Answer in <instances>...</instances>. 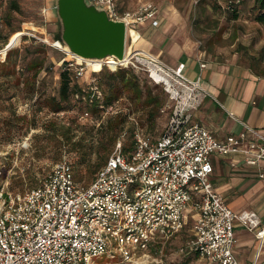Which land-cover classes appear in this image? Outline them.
<instances>
[{
  "label": "built area",
  "instance_id": "1",
  "mask_svg": "<svg viewBox=\"0 0 264 264\" xmlns=\"http://www.w3.org/2000/svg\"><path fill=\"white\" fill-rule=\"evenodd\" d=\"M89 1L110 19L124 22L127 39L132 41L134 33L140 37L144 24L160 26V10L153 3L123 11L118 0ZM209 1L222 2L234 11L246 0ZM17 34L18 41L11 39L1 53L20 48L26 37L55 48L32 31ZM58 51L65 55L63 49ZM65 63L75 70L76 78L85 75L83 63L64 59ZM116 67L147 73L168 94L171 118L163 134L155 138L137 132L127 149L120 138L89 185L78 184L71 163L62 160L38 187L14 195L3 182L0 165V264H94L104 255L119 256L120 261L112 264H147L162 258L165 246L186 232L190 218L194 221L190 238L180 253L213 264H240L234 254L235 228L243 227L262 242L264 228L260 229L256 213L237 214L214 192L211 157L245 154L246 165L260 166L264 142L257 140L264 138L246 125L244 133L225 141L200 124L186 127L188 111L197 109L200 95L208 93L198 84L187 83L181 75L184 65L171 71L151 56L136 54ZM89 95L90 101L103 100L98 87H92ZM89 117L88 112L81 116ZM259 176L264 179V173Z\"/></svg>",
  "mask_w": 264,
  "mask_h": 264
},
{
  "label": "rangeland",
  "instance_id": "2",
  "mask_svg": "<svg viewBox=\"0 0 264 264\" xmlns=\"http://www.w3.org/2000/svg\"><path fill=\"white\" fill-rule=\"evenodd\" d=\"M118 2L123 11H135L146 2L153 3L159 8L164 17V24L162 29L154 32L151 50L170 62L181 54H192L190 51L186 52V43L198 49H207L208 54H212L213 57L218 55L229 59L233 53H229L228 47L233 43L234 32L238 34L240 44L248 45L253 41V45H258L264 40V36L260 37L258 34V30L259 33L260 30L264 31V23L258 20L261 0H246L234 11L209 0H118ZM19 29L32 31L37 36L48 39L54 43L56 49L38 41L42 45L29 44L22 52L13 51L7 64L2 65L0 62V165L3 170V182L10 193L22 195L38 187L53 166L62 160L74 165L77 181L82 184L90 183L114 150V146L108 143L106 130L102 126L109 117L118 112L129 114L122 133L128 141L127 147L131 146L130 140L137 132L148 133L155 138L163 134L171 118V104L169 106V98L161 86L154 88L155 93L162 94V107L160 111L152 110L153 118H147L148 109H139L131 105L129 99L131 94L123 92L120 88L118 89L121 98L109 107L112 110L107 115L93 112V108L84 98L82 99V95H79V98L70 96L69 101L63 104L64 112L56 113L52 106L55 105L54 100L60 101L61 73L66 68L62 62L64 59L73 58V55L58 43L61 25L57 16L56 0H0V47L5 43L8 34ZM153 31L147 24L142 27L141 33L143 37L145 36V40L141 38V41H144L142 48L146 44V39L152 37ZM16 35L19 38V34L16 33L10 40ZM133 38L134 43L131 37L127 39V50H130L127 59L132 58V50L139 46L137 40L140 37L134 33ZM25 39L29 38H23L22 45ZM214 43L217 49L211 50ZM218 48L221 50L218 51ZM57 49H63L66 56ZM2 50L0 49V59L4 60L6 55L1 53ZM140 54L149 56L146 50H140ZM78 62L83 63L85 75L76 78L75 70H71V87L82 92L84 90L86 93H90L92 87H98L103 94L107 93L113 82L110 75L117 72L119 67L91 66L89 63ZM137 72L140 73L142 84H148L146 86L149 87L156 85L145 72ZM117 82L114 83L116 86ZM85 112L90 114L88 119L81 118ZM192 122L191 118L190 123ZM52 127L54 131L59 129L58 135L53 133ZM71 127L75 128L76 132L74 141L83 136L82 128L94 129L93 142L96 148L88 157V164H80V154L65 144V131ZM101 143H105L106 149H102ZM189 221L186 234L181 235L185 239L178 238L162 258L157 257L154 262L150 260L147 264H213L178 251L190 238L189 230L194 221L191 218ZM119 261V256L112 259L104 255L95 258L94 264H112Z\"/></svg>",
  "mask_w": 264,
  "mask_h": 264
},
{
  "label": "crops",
  "instance_id": "3",
  "mask_svg": "<svg viewBox=\"0 0 264 264\" xmlns=\"http://www.w3.org/2000/svg\"><path fill=\"white\" fill-rule=\"evenodd\" d=\"M214 2L224 7L222 2ZM259 12L258 20L264 23L263 10L261 9ZM158 20L160 21L158 28L146 23L154 31L152 37L146 39L144 48L141 47L144 45L141 38L144 39L145 36L143 37L140 30V38L137 40L139 46L136 44L137 47L132 50L131 56L140 54V50H146L149 56L161 62L171 71H177L180 65H184L181 75L187 83L198 84L207 91L208 95H200L202 101L200 106L188 111V122L185 126L200 124L219 141H225L228 136H239L244 133L246 125L264 138V40L258 45H253V41H250L248 45L240 44L238 34L234 32L232 34L233 43L228 47L229 53H233L230 54L229 59L218 55L213 57L212 54H208L207 49H198V47L186 43V52L190 51L192 54H181L176 60L170 62L164 60L161 54L153 53L151 50L154 32L162 29L164 24V17L161 13ZM260 31L259 33L258 30L259 36H264V31ZM21 32L19 29L8 34L6 43L9 42L12 35ZM29 44L42 45L35 40L25 39L20 48L16 47L9 51L22 52ZM215 45L216 43L210 49L216 50ZM219 50L221 48H218ZM7 53L4 60L0 59V62L6 60ZM203 65L206 67L202 68ZM170 104L172 106L169 100V106ZM191 118L193 119L192 123H190ZM248 137L254 138L252 134H248ZM257 142L263 143L264 141L257 140ZM245 159V154L227 157L213 155L211 161L214 173L211 176V183L214 192L222 197L233 212L237 214L256 213L260 221V229H263L264 179L260 178L259 173H264V161L260 163V166H249L245 164ZM235 236L234 254L240 264H264V241L262 242L254 233L241 226L235 228Z\"/></svg>",
  "mask_w": 264,
  "mask_h": 264
},
{
  "label": "trees",
  "instance_id": "4",
  "mask_svg": "<svg viewBox=\"0 0 264 264\" xmlns=\"http://www.w3.org/2000/svg\"><path fill=\"white\" fill-rule=\"evenodd\" d=\"M261 9L263 10L264 13V0H261ZM264 18V14L262 15ZM7 41H5V43L2 45V47H0V49H3L6 44ZM12 51H9L7 53V58L4 62H1L2 65L7 64V60L10 57ZM9 61V60H8ZM66 65L65 70L61 73V89H60V101H55V105H53V109L55 108V112L56 113H63V104L67 103L69 101L70 96H75L76 98H79V95H82V99L84 98L86 100V103L93 108V112L95 113H103L105 114L106 110L112 106L113 104H115L116 102L119 101V99L121 98V93L119 91L118 88L122 89L123 92H128L131 95H129V99L131 102V105H134L135 108H139V109H148L147 112V118H153V109H156L159 111L161 110L162 107V99L161 96L162 94H157L154 91V88L159 87L160 85L158 83H155L156 85L149 87L146 86L148 84H142L141 82V76L138 74V72L136 70H134L133 68H127V69H121L119 68L117 70V72H113L110 75V78L113 80V82L110 84V87L107 91V93L105 92L103 94V100H97L94 99L93 101H90V93H86L84 90L83 92L81 90H78L76 88L71 87L72 86V77H71V69H68L67 64H63ZM145 74V73H143ZM148 77V74H145ZM149 78V77H148ZM115 81L117 82V86L114 84ZM103 92V91H102ZM122 92V93H123ZM163 92V91H162ZM53 101V102H54ZM101 106L103 108H101ZM102 114V116H103ZM129 118V114L124 113V112H118L116 115L111 116L108 118L107 122L105 125L102 126V128H104L106 130L107 133V141L109 144H112L115 148L116 143L118 142V140L120 138H122V133L124 130V127L126 125V122ZM53 128V133L55 135H58L59 133V129L54 131V127ZM81 132H83V136L78 140V141H74L75 137H76V132H75V128L71 127L69 128L67 131H65L66 133V137H65V144H68L71 146L72 151L74 150L75 152L79 153L81 156V161L80 164H88V157L94 152L95 150V145H94V129L93 128H89L86 129L82 128ZM64 134V133H63ZM62 134V135H63ZM133 138L129 141L130 145L133 142ZM89 139V141L87 140ZM124 139V145L125 148L127 149V140L123 137ZM92 141V142H90ZM103 142V141H101ZM101 147L102 149H106L105 143H101ZM107 162V161H106ZM105 162V164H106ZM104 164V165H105ZM72 165V164H71ZM103 165V166H104ZM74 165H72L73 167ZM87 166V165H86ZM102 166V167H103ZM101 167V168H102ZM100 168V169H101ZM99 169V171H100ZM73 171H74V167H73ZM98 171V172H99ZM97 172V173H98ZM96 173V174H97ZM96 176V175H95ZM75 177V175H74ZM95 179V177L93 178V180ZM76 180V178H75ZM93 180L90 183H81L79 181L76 180V182L78 184L81 185H89L93 182ZM186 233L183 234V236ZM178 238H182L183 240L185 239L184 237H177L175 239H173L172 241H170L166 246H165V250L164 253H167L169 248L171 247V244L176 241ZM179 251V250H178ZM191 257H195L198 258L199 257L197 255H189Z\"/></svg>",
  "mask_w": 264,
  "mask_h": 264
},
{
  "label": "water",
  "instance_id": "5",
  "mask_svg": "<svg viewBox=\"0 0 264 264\" xmlns=\"http://www.w3.org/2000/svg\"><path fill=\"white\" fill-rule=\"evenodd\" d=\"M61 25L60 43L84 61H123L127 49V28L122 21L89 0H56Z\"/></svg>",
  "mask_w": 264,
  "mask_h": 264
},
{
  "label": "bare ground",
  "instance_id": "6",
  "mask_svg": "<svg viewBox=\"0 0 264 264\" xmlns=\"http://www.w3.org/2000/svg\"><path fill=\"white\" fill-rule=\"evenodd\" d=\"M17 39H18V35L15 36L14 41L17 40ZM71 59H75L77 61L84 62V63H89L91 66H102V65H106V66H109V67H112V68H115L117 65H125V64L129 63V61L131 60V59H127L125 57V60L124 61L117 62L114 59L110 58L107 61H105V63H101V62H93V61H84L83 59L78 58V57H75V56H73V58H71Z\"/></svg>",
  "mask_w": 264,
  "mask_h": 264
}]
</instances>
